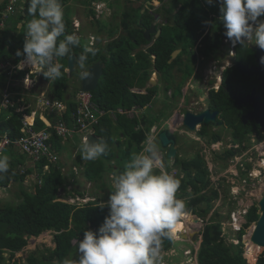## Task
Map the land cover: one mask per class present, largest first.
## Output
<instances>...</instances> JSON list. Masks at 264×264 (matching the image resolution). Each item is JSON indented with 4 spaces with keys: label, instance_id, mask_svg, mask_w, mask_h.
Instances as JSON below:
<instances>
[{
    "label": "trees",
    "instance_id": "1",
    "mask_svg": "<svg viewBox=\"0 0 264 264\" xmlns=\"http://www.w3.org/2000/svg\"><path fill=\"white\" fill-rule=\"evenodd\" d=\"M93 1L96 0H84L83 3L89 7L88 14L95 16L96 13L91 7ZM105 1L108 2V0ZM159 1L164 4L166 0ZM9 2L10 0H3L0 3V11L5 9ZM60 2L62 6H67L72 0H60ZM175 2L177 4L183 3L179 13L175 16V30L182 37L197 30H202L203 32L209 25L210 13L216 15L211 38L214 46L212 48L208 46L205 50H201V54L208 57L209 51L212 52L218 48L222 42L221 38L225 37L223 34L225 28L222 23L219 3L214 2L212 5H209L206 3V0H175ZM28 3L29 0H16L12 15L8 17L5 23L6 28L0 31V65L6 60L17 63L23 57L17 56V52L23 51L25 26L27 21L32 18L28 15ZM110 6H113V3H110ZM204 6L209 10L205 9ZM143 9V7H139L122 10L120 27H122L123 32L117 38L115 36L118 33V28H109V24L106 21L95 20L93 26H97V29H95V34H93L97 37V40L94 44L91 42L90 36L83 42L81 40L83 31H75L70 15H64L66 24L65 34L78 35L80 37V46L73 48L70 54L76 55V68L72 77H69L66 72L69 57L60 58L59 62L63 65L61 69L62 76L53 81L50 91L52 98L66 104V111L60 115L61 117L49 114L46 117L47 120H50L52 123L55 120L65 121L69 128H75L78 105L74 100L75 95L70 91L68 82L71 78L79 76L81 69L77 60L85 48H91L96 52L94 56L91 53L88 54V69L98 62L106 65L104 75L97 89L92 93L93 101L105 111L117 110L119 108L129 110L136 105L143 107L148 104H154L157 88L162 82L167 83L165 85L166 92L173 88V96L182 95L183 83L191 78L192 73L188 72L189 70L187 69L183 71L181 68L185 63L183 57H181L183 53L175 61L169 63L173 52L181 47L165 32V27L171 29L168 23L162 24V32L157 39L152 42L146 40L144 32L151 27L155 21V16L148 10L142 13ZM162 11L167 12L164 5L161 6L157 13L161 14ZM2 18V14L0 13V20ZM103 33H107L109 39L112 41L106 44L101 42L102 39L99 35ZM141 45L149 46L144 50L137 51L133 55L134 50ZM242 47L241 45L240 48ZM153 56H155L154 61L152 59ZM175 68L183 73V77L181 76L182 81L178 84H175L173 81L174 75L172 72ZM153 69H156L160 74L159 85L157 87L145 88V93L133 92L135 89H144L146 87V84L151 79ZM21 75L23 73H20V75L14 74V78H20ZM42 77L44 80L43 85L35 87L34 90H28L24 87L13 88L7 81L9 78L8 73H3L0 68V91L4 90L5 87H9L13 92L16 91V95L13 97V101H15L14 106L1 105L3 96L0 92V140L3 135L9 136L11 140H18L22 136L23 120L30 119L34 109L26 108L20 112L17 110L31 103L27 95L36 93L38 90L41 95L40 91L48 84L47 78ZM242 80L237 71H230L229 69L224 73L223 87L230 89L238 87ZM223 92L224 89H221L219 92L211 91L209 93V105L211 109L218 110L222 105L225 108L234 106V101ZM39 94L37 96H40ZM222 96L224 98L221 103L220 97ZM226 100L230 104H227ZM169 108H171V105L166 104L165 109L160 111L163 112L165 117H154L150 116V114L138 120L130 119L125 114H118L115 120L108 115L104 116L96 126V134L100 137L101 141L107 143L108 150L106 154L94 161L86 160L84 162L85 159L82 158L81 154L75 158V163L80 167L83 166L82 173L84 178L87 181L95 183L96 187L100 190L104 189L107 186L104 183L106 174H113L116 177V175L125 170L124 168L132 154L142 151L151 127L158 123L161 118H169L170 115L167 113ZM35 121V129L37 131L47 128L46 123L40 117H36ZM141 122L144 124V128L138 130L137 128ZM228 126L232 127L233 124H229ZM49 131L52 132L49 146H52L59 155L64 154L69 143L58 136L53 129H49ZM239 131L237 129L233 138L235 144H240V147L227 150L224 153V157L222 156L224 160L236 157L247 150V143L244 145L243 142H247L248 140L244 139ZM251 131L253 132L254 130L250 128L246 133ZM258 134L260 135L259 139H261L262 135L260 131H258ZM220 140L221 137L219 136L211 139L210 143ZM13 151L14 147L7 148L1 155L12 154ZM82 161L83 163H81ZM25 162L26 159L23 156L19 158L17 163L12 164L11 162L9 171L0 178V187H8L11 182H14L20 186L22 194V201L19 204H9L0 209V264H25L22 258L18 257V254L28 245L32 237H39L46 231L54 233L55 249L51 250L49 255H42V257H38L35 253L31 254L27 258L26 264H62L65 259L69 260V255L74 250L78 249L79 241L84 238V231L91 230L98 232L99 228L103 225L109 210L107 207L100 208L99 204L100 202L107 204L114 190L113 185L108 184L111 189L109 197L98 196L95 202L77 207L58 199L60 188L65 187L73 176L63 174V163L59 162L49 175L43 177V184L41 186L37 185L33 194L23 187L27 175L32 172V170H27L25 173L20 172L19 166L24 165ZM46 163V160L42 161L39 164V168L43 167ZM173 165L180 166L186 174L183 179L179 178L181 186L177 193L178 198L185 201L188 209L189 207H193L194 214H197L203 220L206 219L213 207L212 201L219 196L218 190H213L211 195L202 193L212 187L211 174L206 163L197 155L192 161H179L177 158L174 160ZM156 172L159 174L160 171ZM241 176L245 177L246 173L242 172ZM189 187L192 189L191 192H188ZM81 191L78 190L77 192L80 196H83ZM259 217V206L258 203H255L246 215L244 229L237 236L239 243L233 244L226 242L220 220L221 215L215 214L211 218L210 223L204 226L202 243L197 255L198 264H248L247 259L250 263L255 262V255L253 253L255 251H249L247 259L244 256L243 236L246 234V229L256 223ZM74 240H77L76 245L73 244ZM165 243L166 241L162 245V250L164 252L172 250L174 242H170L168 245H165ZM255 249L258 251L259 247ZM6 253L10 255L8 260L4 257ZM257 264H264V252L259 257Z\"/></svg>",
    "mask_w": 264,
    "mask_h": 264
},
{
    "label": "clouds",
    "instance_id": "2",
    "mask_svg": "<svg viewBox=\"0 0 264 264\" xmlns=\"http://www.w3.org/2000/svg\"><path fill=\"white\" fill-rule=\"evenodd\" d=\"M120 1L127 2L131 5L138 4L137 8H144L142 13H145L146 10L150 11V13L155 16V21L153 23H156V28L161 29V27L158 28V26L162 24H158V22L160 21L161 15L163 14H155V12L156 10L158 12L161 6H163L162 2L161 6L157 5L160 6V8L157 9V6H155L153 2H158L159 0ZM118 2V0H108V2L105 0L93 1L91 7L96 14L93 16L94 19L92 22L94 23L95 20H102L96 19L97 5L106 8V11L109 12V10L114 8L115 4ZM214 2L219 3L220 5L222 23L226 29L224 35L234 47L237 44L242 46L254 44L258 46L259 49L264 50V20L260 19L261 17H264V0H206V3L209 5H212ZM110 3H113V6H110ZM2 11H4V9ZM27 11L28 15L32 18L27 21L25 26V43L23 51L17 52V56L23 57L17 63H12L11 61L6 60L0 65L3 73H8L9 78L7 81L11 84H15L13 88L24 86L23 83L26 72L23 70H18L17 68L12 70L11 66L17 65L21 62V60H23L21 62L22 66L26 64L31 69H40L41 71L38 70L39 75L41 76L38 84L39 87L40 85H43L44 80L42 76L49 79L50 81L59 79L62 76L61 69L63 67V65L59 62L60 58L70 57L73 48L80 46V37L78 35L65 34V14L60 0H29ZM10 15H12V13ZM158 16L160 17L158 18ZM7 19L4 20V26H0V31L6 28L5 23ZM1 22L2 19L0 20V24ZM147 30H145V32ZM93 33L95 34V32ZM94 34L93 36L90 35V40L93 44L96 37ZM153 36L154 35H151V40L148 42H152L158 38H154ZM61 37H63V39H61ZM148 46L149 45H147L144 49H146ZM89 53H91L93 56L96 55V52L93 49L85 48L84 51L78 56L77 61L79 68L81 69L79 74L81 75V78H89L91 75L87 68ZM133 55H135V53ZM152 59L155 60V56H153ZM261 59L264 61V57ZM66 72L68 73L69 77H72L73 73H69L68 66ZM153 72L157 73L158 71L153 69L152 73ZM20 73H23V75H21L20 78L15 79L14 74L20 75ZM215 76L216 75H213V78H215ZM153 80L157 81V85H159L160 80L158 81L157 79H150L147 83V88L157 87V85H151V81ZM48 86L49 85L47 84L44 88L48 90ZM220 88L216 91H220ZM143 90L144 89H135L133 92L145 93L146 91L143 92ZM13 93L16 95V91ZM156 103L157 100L155 98V104ZM152 105L153 104H148L143 107L138 105L134 106L143 110V112L136 117H130L128 113L124 114L130 119L140 120L143 117L150 115V112L153 110ZM134 107H132V109ZM132 109H126L125 111L128 112ZM154 126L151 127L150 132L145 139L142 151L139 153H133L129 162L124 168L125 170L119 175H116L114 180V190L112 191L107 204H99L100 208L103 209L104 207H107L109 210L103 225L99 228L98 232L91 230L84 231V238L79 241L78 245L79 259L76 261L65 259L62 264H165L164 257L162 255L163 243L165 241L172 240L174 237V241L180 240V235L186 233L189 234L188 228L184 229L182 233L179 230L182 227V221L184 222L183 218L188 215L193 216V207H189L188 209L185 201L178 198L177 195L181 186V181L179 178L183 179L186 174L184 171H182V169V173H177V171L174 170L171 173L160 171L159 174H157L155 170L163 168V157L158 143L155 141L158 127ZM142 128H144V124L141 122L137 129L139 130ZM153 128H155L154 133H152ZM260 134L262 135L261 137L263 140L264 133L260 131ZM95 135L97 134L95 133ZM254 136L258 138L260 137L259 134L252 135V140L247 141L248 148L246 151H248L250 147L254 145L252 142L259 143L256 141ZM65 142L68 143L69 139ZM236 146L237 145L233 146L232 149H235ZM12 147H14V150L24 154L17 146ZM50 147L52 152L59 158L56 163L50 162L48 158H44L38 163L26 155L27 160L30 161L31 165H27L28 162L26 160L24 165L19 166V170L21 173H25L27 170H32V172L27 175L25 182L29 181L30 178L35 181L36 186L39 185L38 180L42 179L43 182V177L49 175L52 172V169L58 165L61 160V155H59L52 148V146ZM107 150V143L101 140L99 142L89 141L87 143H82L80 147L82 158L89 161H94L100 158L106 154ZM237 157L238 156L233 157L234 159L231 158L232 162H235ZM44 160H46L47 163L43 167L39 168V164ZM171 160L173 163L174 159ZM11 162L12 159H9L7 155H0V178H2L3 174L9 171ZM263 163L264 155H262L261 162L258 164L259 168L261 169L256 170L259 172V174L255 176L253 180L256 179L264 183ZM46 167H48V169H45ZM63 167H65L64 164ZM63 167L62 172L66 173V168ZM74 168H77L78 173H76ZM249 169H251V165L249 166ZM82 171L83 166L80 167L76 164L72 168V175L78 176ZM233 178L235 179L236 176ZM242 178H247V181L249 180L247 175ZM13 183L14 182H11L8 187H10ZM253 184V181H248V186H253ZM92 202L93 201L89 203ZM190 208H192L191 214L189 213ZM194 215L198 216L197 214ZM226 215L229 217L228 214ZM197 218L200 219V223L192 222L193 224L195 223L194 226L199 225V230H197L199 232L197 240H199V237H201L202 243V232L204 226L210 223V220L207 222L206 219L203 220L200 217ZM211 218L212 217H210V219ZM228 221L230 224H232L230 217ZM242 229H244V224ZM242 229L238 232H234L238 233L239 235ZM197 231L194 232V235ZM194 243L195 242L193 241V244ZM188 254L191 255L192 253L190 252Z\"/></svg>",
    "mask_w": 264,
    "mask_h": 264
},
{
    "label": "rangeland",
    "instance_id": "3",
    "mask_svg": "<svg viewBox=\"0 0 264 264\" xmlns=\"http://www.w3.org/2000/svg\"><path fill=\"white\" fill-rule=\"evenodd\" d=\"M83 1L84 0H72V2L68 3L67 6H63V9L65 16L66 14H69L70 17L72 18L75 31L77 30L83 31V36H81V40L84 42L88 36L93 34L95 29H97V26H93L92 21L94 17L88 14L89 7L85 6ZM118 1L119 2L116 3L114 8L110 9L109 12L106 11V8L102 6L99 5L96 6V11H97L96 19H102L106 21L109 24V28H114V27L118 28V33L115 36L116 38L120 35L121 32H123L122 27H120L122 10L138 7V4L131 5L128 4L127 2H121L120 0ZM153 3L155 4V6L157 5L161 6V2L159 1L158 2L154 1ZM164 3L165 4L163 5L167 8V5L169 6V0L165 1ZM160 6H157L156 8L158 9L160 8ZM156 13L157 10L155 14ZM161 14H166V12L162 11ZM167 19L168 18L164 17L165 22H161L160 20L158 24H165L167 22ZM260 19L264 20V17H261ZM76 25L78 29L76 28ZM161 26L162 25H159L158 28H160ZM164 30L165 32L168 33L170 38L177 43L178 46L182 47L183 54L181 57H183L185 63L183 66H181V68L183 69V71L185 69L189 70L188 72H191L192 76L191 79H188L183 83L181 96L180 95L173 96L172 95L174 91L173 88H171L168 92H166L165 85L167 83L162 82L160 86L157 88V94H156L157 103L156 104L154 103L152 105L153 110L150 112L151 114L150 116L165 117L163 112L160 111L162 109L163 110L165 109L166 104L171 105V108L167 110V113L170 115L169 118H161L159 123H156L154 127H159L161 129H173L175 132H181L182 134H184L186 131L187 133H190V136L184 137L181 141L182 146H180V155L184 154L182 155L183 160H189L184 158H194V156L197 153H200L201 157L203 158L204 162L209 168L211 174L210 178L212 182V187L209 188V190H206L205 192L202 193L211 195L213 190H218L219 193V196L214 198V200L212 201L213 207L209 215L207 216L206 221L208 222V220H211L210 217L215 216L216 213L221 215L220 220L223 225L222 226L223 234L226 242L238 244L239 243L237 239L238 233L234 232L232 228V224L230 226L228 220L229 217L230 220H232L233 213L239 215L240 209H245L248 206L251 208L255 203H258L259 199L264 194V183L256 179L253 180V178L259 174V172L256 170L261 169L259 168L258 164L259 162H261L262 155H264V138L262 140V138L259 139L260 137L258 138L254 136L256 141L259 143L252 142L254 143V145L251 146L248 151L238 155L236 161L232 162L231 158L227 160H224L223 158L224 153L231 147V145L229 144L230 142L226 143L224 140L218 143L215 142L210 144L208 143L207 138H201L200 136L196 135L195 132L192 133V131H190L188 128L186 129L185 127L180 125L179 128H177L178 125H175L174 123L175 119L177 118L174 117L175 113L180 111L181 105L186 106L188 103H189L188 105L192 106V108L194 110L196 109V111H200L202 110V108H205L206 105L209 103L206 94H208L209 92V86L215 84L216 76L213 79L214 82L213 81H211L212 83L210 81H208V83L204 82L206 84V88L201 89L200 83L202 81V78L197 75L195 68L202 66L205 61L201 62V64H197V65L193 64L195 58L197 59V56L194 53L195 51L193 50L196 44V32H193L188 35L185 34V36L182 37L179 32L172 31L171 29H167V27H165ZM99 36H101L102 39L101 42H104V44L112 41L109 39L107 33H103L102 35ZM153 37L155 38V36ZM94 40L96 41L97 38L95 37ZM145 47H146L145 45H141L137 47L134 53L144 49ZM247 50L249 51L247 46H243V53H244L243 57L245 58L247 57ZM204 59L207 60L206 58ZM208 66L210 67V64H204L200 74L203 73L204 68L206 67L209 68ZM172 73L174 75L173 81L175 84H178L179 82L182 81L181 78V76L183 77L182 72L178 71L175 68ZM151 79H157L159 81L160 74L158 72L157 73L153 72L151 74ZM47 80H48L49 89L47 90L44 88L40 92L46 90L44 95L46 97H51L50 91L52 89L51 87L53 86V81H50L49 79ZM68 84L70 86L71 93L75 95L77 89H80L81 87V75L75 78H71ZM147 87L148 84L146 85V87H144L143 92L146 91L145 88ZM213 91L219 92L216 90ZM38 94H39V90L36 93L27 95V97L31 100V105L32 106L36 105L37 110L42 109V101H40L39 96H37ZM223 98L224 96L220 97L221 103L223 101ZM186 99H187L186 102L187 104L185 103ZM74 100L76 101V98ZM198 102L202 103V105H200L199 107L196 106V103ZM226 102L227 104H230L229 101L226 100ZM237 107L238 105L236 104V102L234 103V106H231L229 108H225V106L223 105L220 106L217 110L220 112L219 122L225 125L238 123L240 121L239 117L241 115V112L240 110L237 109ZM217 132L222 133L224 135V139H225V135L226 137H230V134H225V130L220 128H216V131L212 132V134ZM249 140H252V136L250 137ZM156 142L158 143L160 151L161 150L163 152L166 151L165 149L164 150L162 149L158 141ZM68 143L69 144L66 153L61 155V160H60V162L65 165V167L63 168H66V173L63 172V174L67 176L72 175V168L74 165H76L75 158L76 155L81 154L80 147L82 145L78 137L69 139ZM233 146H235V142L233 143ZM216 152H219L220 154L217 156ZM5 155H7L9 159L10 158L12 159V164L17 163L19 158L22 156L25 157V159L27 160V156L25 154H22L16 150H14L12 154H5ZM27 162H28L27 165H31L29 160H27ZM84 162H86V160H84ZM81 163H83V161ZM162 163H163V168L157 169L155 171H164L167 173H171L172 171L176 170L177 173L179 172L182 173L181 167L174 166L170 158L163 157ZM113 164L115 163L113 162ZM250 165H251V169H249ZM242 172L246 173L249 179L248 181L254 182L253 186H248V184L244 183V180H246L247 178H242L241 176ZM234 176H236L235 179L233 178ZM114 177L115 175L113 174L111 175L106 174L104 178V183L107 184V186H105L104 189L100 190L99 188L96 187L95 183L87 181L84 178L83 173L80 172V175L73 176L69 180V183L65 185V187L60 188L58 199L64 200L65 202L71 205L80 207L79 204H83L84 201H90L93 199V202H95L98 199V196L109 197L111 189L109 188L108 184L110 183L109 185H113L114 188V180H115ZM23 187L25 190L33 194L35 193L36 185L34 180L29 178V181L25 182ZM78 190H82L81 192L83 193V196H80L78 194L77 192ZM191 191L192 189L189 187L188 192ZM76 195L80 198H77ZM83 197L87 199H83ZM21 201H22V194H21L20 186L18 184L13 183L8 188H0V209L9 204H13V205L19 204ZM101 203H105V202H100V204ZM226 214H228L229 217ZM197 217L198 216L193 214V216H187V218L186 217L183 218L184 222L182 221V224H189V226H185V228H188V231H190V233L180 235V240L174 241V246L172 250L167 252L162 251L165 264H198L197 253L199 247L201 246L200 244L201 237H199V240H197L194 244L192 241V236L194 235V232L199 230V225L194 226L195 223L193 224L194 219ZM238 222L240 223V225L243 223V218L240 215L238 216ZM254 225L255 224L247 228L246 234L243 236L245 258L247 259L249 251H255L253 252L255 255V262L250 263V261L247 259L248 264H257L259 257L264 252L263 247H260L257 251L255 248L258 247H256V245H254L253 243L252 246L248 247L249 241H247V238L250 237ZM73 244L76 245L77 240H74ZM55 247L56 244L54 240V233L52 231H46L42 233L39 237H32L29 240L28 245L22 250V252L18 254V257L22 258L23 262L26 264L27 258L31 254L35 253L38 257H42V255H49L50 251L55 249ZM190 252L192 253L191 255L188 254ZM4 257L8 260L10 258L9 253L4 254ZM78 259H79V253H78V249H76L69 255V260L76 261Z\"/></svg>",
    "mask_w": 264,
    "mask_h": 264
},
{
    "label": "built area",
    "instance_id": "4",
    "mask_svg": "<svg viewBox=\"0 0 264 264\" xmlns=\"http://www.w3.org/2000/svg\"><path fill=\"white\" fill-rule=\"evenodd\" d=\"M3 0H0V3H2ZM16 0H10V2L6 5V8L4 11H0L2 13L3 18L2 22L0 24L1 27L4 26V20L8 18V16L13 12L14 5ZM226 40V39H225ZM227 41V40H226ZM23 60H21L22 62ZM18 63L15 66H11V69L17 68L18 70H23L26 72L25 79H24V86L28 90H32L35 87L38 86L40 81V75L38 68L31 69L29 66L24 64ZM41 71V70H40ZM219 81H222V74H219L216 76ZM214 79V78H213ZM209 81V80H208ZM10 86H15V84L9 83ZM214 87L216 90L220 88V84H215ZM2 93V102L1 105L4 106H14L13 97L15 93H13L9 87H5L4 90L0 91ZM45 91L41 92V95L39 96L40 101H42V109L37 110L36 105H31V103L28 106L22 107L18 109L17 111H23L26 108L34 109L31 113V118L28 120H23V126L21 129L22 136L18 140H11L9 136L3 135L0 140V155L8 148L12 146H17L21 152H23L25 155L31 157L35 162H40L44 158H48V160L52 163H56L58 161V156L55 155L51 147L49 146V141L52 137V132L49 131V129H53L56 131L58 136H60L64 141H67L68 139H73L74 137L78 136L81 143H87L88 136L91 134L96 133V126L99 124L100 120L108 115L112 117L113 119H117L118 114H124L128 113L130 117H136L140 113L143 112V110L134 107L130 111H125L123 109H118L117 111H105L101 109L94 101H93V94L92 92H83L79 90L75 93V98L77 102V122L75 123V128H69L67 126V123L65 121L61 120H55L54 123H52L50 120H47L46 117L49 116V114H54V116L61 117L60 115L66 111V104L60 100H56L52 97H46L44 95ZM38 106V105H37ZM39 108V107H38ZM36 117H40L47 125L46 129H42L40 131H37L35 129V119ZM155 132V128L152 129V133ZM45 169H48L46 167ZM76 173H78L77 168H74ZM39 185L41 186L43 184L42 179L38 180ZM244 183L248 184L247 180H244ZM77 198H80L76 195ZM76 198V199H77ZM83 199H87L84 198ZM60 200V199H59ZM64 201V200H63ZM93 201H84L83 204H79L80 206H84L88 204L89 202ZM78 204V203H76ZM249 206L245 209L239 210V215L243 218V223L240 225L238 222V216L236 213H233L232 215V228L234 231L238 232L243 228V224L246 222V215L249 211ZM231 225V224H230Z\"/></svg>",
    "mask_w": 264,
    "mask_h": 264
},
{
    "label": "flooded vegetation",
    "instance_id": "5",
    "mask_svg": "<svg viewBox=\"0 0 264 264\" xmlns=\"http://www.w3.org/2000/svg\"><path fill=\"white\" fill-rule=\"evenodd\" d=\"M182 5H183L182 2L177 4L175 2V0H169V6L167 5V8H166V11H167L166 15L168 16L167 17L168 18L167 19V23L170 26L172 31H176L175 30V26H176L175 16L179 13ZM204 8L208 9L205 6H204ZM215 17H216L215 14L210 13L208 27L203 32H202V30L195 31V32H197L196 33L197 41H196V44H195V47H194L193 50L195 51L194 53L197 56V59L195 58L193 64L197 65V64H201V62L205 61L202 66H200L198 68L197 67L195 68V71L197 72V75L200 76L202 78V81H203V82L201 81V83H200L201 84L200 87H202V85H204V87H202L201 89L206 88V84L204 82L208 83V80L210 82L213 81V75L218 76L219 74H222V82H220L219 79L216 77L215 84H220L221 85L220 89H224L223 93L227 94L226 90H230L233 93H235L238 96H240L241 99L242 98H248V97L252 96L253 93H254L253 97H259L261 99V101H262V104L264 105V88L262 87V84L259 81V79L256 76L252 77V76H248V75H242L236 69L235 64H233L232 61H231V59H233L236 62H239L243 66H246L248 68L257 67L258 64H257L256 59H255L256 51H254V49L257 48L258 46L254 45V44L247 45V48L249 49V51L247 50V57L245 58V57H243L244 56L243 47L240 48L241 45H239V44H237L234 47L231 44V42L228 41L227 37L225 36V37L221 38L222 42H221V44H220V46L218 48H216L212 52L209 51V56L208 57H205L204 55L201 54V52H202L201 50H205L208 46H210L211 48L214 46L211 38H212V33H213L212 27L214 25ZM177 50L181 51L179 53V55L183 53L182 47L178 48ZM240 50H241V52H240ZM263 53H264V50H263ZM204 58H206L207 60H205ZM204 64H210V67L208 66L209 68H207V67L204 68L203 69V73H201L202 74L201 75L200 72L202 71V67L204 66ZM229 69H230V71H237V73H239L241 78L243 79L242 82L238 85V87H234L232 89L227 88V87H223L224 73L226 71H228ZM210 82H209V84H210ZM214 85L209 86V92H208V94H206V97L208 98V101H209V93L211 91H213V90H216ZM186 102H187V99L185 100V103ZM234 103H235V101H234ZM188 104L186 106L185 105H181L180 111L175 113L174 117H177V118L175 119L174 123H175V125H178L177 128H179V125L181 126L183 117L189 111L192 112L193 114H201V113L205 112L206 110H210L211 112L217 111V110L211 109L209 103L207 105L205 103L206 107L202 108V110H200V111H196V109L194 110L192 108V106H189ZM200 105H202V103H200V102L196 103L197 107H199ZM237 109L240 110V112H241V115L239 117L240 121L238 123H233L232 127L219 122L220 112L218 111L219 115L217 116L215 122H211L209 125H205V123L198 124L196 126V130L192 131V133L195 132L196 135L200 136L201 138H207L208 139V143H210L211 139L220 136L221 137L220 141H224L225 140L226 143L230 142L229 143L231 145L230 149L233 148V143H234V138L233 137H234V134H236L237 129L240 130L239 133L243 136L244 139L249 140L252 135H254V134L257 135L258 131H261V127H260V125L257 124L256 120H252V119L245 120L246 119L245 117L247 115H249L254 110L253 101H249V103L240 105V106L237 107ZM249 127L252 130H254V131L246 133V132H248L250 130ZM216 128L224 129L225 130V134H230V137H226V135H225V139H224V135L222 133H218L217 132V133H213L212 134V132L216 131ZM160 130H162V129L158 127L157 128V135H158ZM173 133L177 136V149H178V154H177L176 158H174V160H176L178 158V160L181 161V160H183L182 159L183 158L182 155H184V154L180 155V146H182L181 141H182V139L184 137L190 136V133H187V131H186L184 134H182L181 132H175L174 130H173ZM157 135L155 137V140L159 142V140L157 138ZM226 138H228V139H226ZM243 143L245 145L247 142L244 141ZM159 144L161 146L160 142H159ZM235 145H237L236 148L240 147V144H235ZM166 152L167 151H164V152L162 151L161 152L162 153V157H167ZM219 154H220L219 152H216L217 156ZM197 155H199L201 157L200 153H197L194 156V158ZM194 158H184V159H189V160L192 161V160H194Z\"/></svg>",
    "mask_w": 264,
    "mask_h": 264
},
{
    "label": "water",
    "instance_id": "6",
    "mask_svg": "<svg viewBox=\"0 0 264 264\" xmlns=\"http://www.w3.org/2000/svg\"><path fill=\"white\" fill-rule=\"evenodd\" d=\"M160 16H158L159 18ZM161 34V30L156 28V23H153L151 27L145 32L144 38L147 41L151 40V35H154L155 38L159 37ZM254 51H256L255 59L257 62V67L248 68L246 66H243L241 63L236 62L235 60L231 59L232 63L235 64L236 69L242 74V75H248V76H256L259 81L262 84V87L264 88V61H262V57H264L263 50L259 49V47L255 48ZM181 51L176 50L173 53L172 59L169 63H172L179 55ZM71 57V58H70ZM68 59V69L69 73L72 74L75 67H76V55L72 54L70 55ZM91 73L89 78H81V91L83 92H94L98 85L100 80L102 79L104 75L105 70V64L104 63H96L92 65L88 69ZM151 85H157V81H151ZM204 87V85H202ZM201 87V88H202ZM226 93L229 95L230 99L235 101L238 106L249 103V101H253V107L254 110L247 115L245 120L252 119L256 120L257 124L260 125L262 133H264V105L262 104V101L259 97H253L252 96L248 98H240L237 94L233 93L230 90H226ZM219 115L218 111L211 112L210 110H206L205 112L201 114H193L192 112H187L185 116L183 117L181 126L188 128L190 131H195L196 126L201 123H205V125H209L211 122H215L217 116ZM157 138L159 142L161 143V146L163 149H165L166 155L170 159L176 158L178 154L177 149V136L173 133L172 129H163L160 131L157 135ZM99 142L100 138L95 135L91 134L88 136L87 142ZM259 206V214L260 217L258 221L255 223L251 235V242L258 246L264 248V196H262L258 201ZM192 208H190L189 213L191 214ZM195 223H200V219L197 218L194 220ZM199 232L197 231L192 238L194 242L198 239ZM175 238V237H174ZM174 238L172 240L166 241L165 245H168L170 242L174 241Z\"/></svg>",
    "mask_w": 264,
    "mask_h": 264
},
{
    "label": "bare ground",
    "instance_id": "7",
    "mask_svg": "<svg viewBox=\"0 0 264 264\" xmlns=\"http://www.w3.org/2000/svg\"><path fill=\"white\" fill-rule=\"evenodd\" d=\"M153 81H154V80H153ZM186 218H187V216H186ZM185 226H187V224H182V227H181V229L179 230L181 233L184 231V229H186ZM189 233H190V231H189ZM251 235H252V233L250 234V237L247 238V241H249V242H248V244H249L248 247H250V246L253 245L252 242H251V240H250ZM246 237H247V236H246ZM256 247H258V246H256ZM259 248H260V247H259Z\"/></svg>",
    "mask_w": 264,
    "mask_h": 264
},
{
    "label": "crops",
    "instance_id": "8",
    "mask_svg": "<svg viewBox=\"0 0 264 264\" xmlns=\"http://www.w3.org/2000/svg\"><path fill=\"white\" fill-rule=\"evenodd\" d=\"M166 1H167V0H166ZM167 4H168V3H167ZM165 15H166V14L161 15V19H160L161 22H165V21H164V17H166V18L168 17V16H165ZM165 20H166V19H165ZM166 23H167V22H166ZM160 30L162 31V29H160ZM173 53H174V52H173ZM172 56H173V54H172ZM188 216H191V215H188ZM186 221H187V220H186ZM187 222H188V221H187ZM187 226H189V224H187Z\"/></svg>",
    "mask_w": 264,
    "mask_h": 264
}]
</instances>
